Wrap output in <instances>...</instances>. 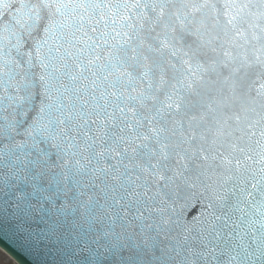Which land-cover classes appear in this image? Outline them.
<instances>
[{
	"label": "snow or ice",
	"instance_id": "1",
	"mask_svg": "<svg viewBox=\"0 0 264 264\" xmlns=\"http://www.w3.org/2000/svg\"><path fill=\"white\" fill-rule=\"evenodd\" d=\"M2 168L98 205L122 264H264V0H0Z\"/></svg>",
	"mask_w": 264,
	"mask_h": 264
},
{
	"label": "water",
	"instance_id": "2",
	"mask_svg": "<svg viewBox=\"0 0 264 264\" xmlns=\"http://www.w3.org/2000/svg\"><path fill=\"white\" fill-rule=\"evenodd\" d=\"M17 9L18 3L14 2L5 22H15ZM0 173L9 175L7 168L0 169ZM55 179L41 177L40 181H33L35 189L14 179L0 184V229L18 233L21 243L31 250L32 261L3 240L0 248L20 264H122L125 250L118 253L113 243L103 247L95 234L97 230L121 229L113 227L98 205H88L87 197L76 198L74 189L58 192ZM91 191L98 199V190ZM101 250L104 259H100ZM220 259L226 261L228 257Z\"/></svg>",
	"mask_w": 264,
	"mask_h": 264
},
{
	"label": "rangeland",
	"instance_id": "3",
	"mask_svg": "<svg viewBox=\"0 0 264 264\" xmlns=\"http://www.w3.org/2000/svg\"><path fill=\"white\" fill-rule=\"evenodd\" d=\"M0 264H15L13 263L9 257H7L4 253L0 251Z\"/></svg>",
	"mask_w": 264,
	"mask_h": 264
}]
</instances>
